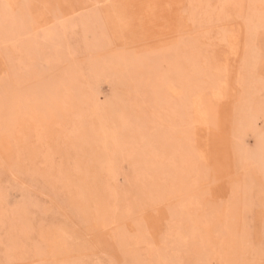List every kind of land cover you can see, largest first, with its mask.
I'll return each mask as SVG.
<instances>
[{"label":"rangeland","instance_id":"374dc122","mask_svg":"<svg viewBox=\"0 0 264 264\" xmlns=\"http://www.w3.org/2000/svg\"><path fill=\"white\" fill-rule=\"evenodd\" d=\"M0 264H264V0H0Z\"/></svg>","mask_w":264,"mask_h":264}]
</instances>
